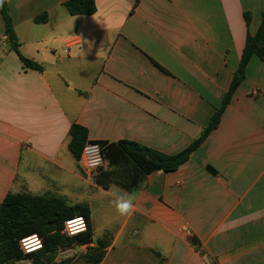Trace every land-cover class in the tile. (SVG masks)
<instances>
[{"label": "crops", "instance_id": "obj_1", "mask_svg": "<svg viewBox=\"0 0 264 264\" xmlns=\"http://www.w3.org/2000/svg\"><path fill=\"white\" fill-rule=\"evenodd\" d=\"M67 1L5 0L14 39L0 7V204L29 192L88 205L100 264H264V59L251 57L218 127L174 172L104 188L108 161L88 177L68 148L75 123L91 142L188 148L222 106L264 0H95L93 15ZM113 186L134 197L130 217Z\"/></svg>", "mask_w": 264, "mask_h": 264}, {"label": "trees", "instance_id": "obj_2", "mask_svg": "<svg viewBox=\"0 0 264 264\" xmlns=\"http://www.w3.org/2000/svg\"><path fill=\"white\" fill-rule=\"evenodd\" d=\"M65 6L72 15H93L96 12L95 0H69ZM7 30L13 37L11 19L6 2L1 8ZM46 16L35 21L43 22ZM247 25L250 15L245 14ZM264 59V20L255 35L247 34L239 67L225 94L222 106L213 114L207 128L188 148L176 155H166L133 141L98 142L103 148L110 170L101 171L95 181L108 188L113 181H122L130 186H139L148 174L162 170L165 173L176 171L188 161L191 154L203 143L207 136L218 127L221 117L233 94L246 77V67L252 56ZM29 67L41 69V66L22 58ZM88 140L87 129L79 124H72L69 131L68 148L73 157L79 160ZM83 216L87 231L76 236L63 233L65 221ZM93 223L88 205L77 203L69 205L66 200L53 195H36L29 192L8 193L0 204V264H16L30 261L31 264H56L61 251L87 246V250L75 256L59 259V264H100L105 256V241H98L95 247H89L93 241ZM37 233L42 239L40 251L25 255L21 251L20 240ZM191 242L201 249L197 238ZM202 253H206L202 250Z\"/></svg>", "mask_w": 264, "mask_h": 264}, {"label": "clouds", "instance_id": "obj_3", "mask_svg": "<svg viewBox=\"0 0 264 264\" xmlns=\"http://www.w3.org/2000/svg\"><path fill=\"white\" fill-rule=\"evenodd\" d=\"M5 0H0V7H3ZM73 55L77 54H85L82 49L77 52L74 51ZM89 146H86L85 151L88 150ZM97 152V157L95 160L91 161L92 167H99L103 163V158L98 155L99 153V145H92ZM110 192L115 199H113L110 203L114 207L116 213L121 217H130L136 210L135 204L133 203L134 197L128 195L127 193L118 194L120 190L115 188V186L110 189ZM65 230L68 232L69 236H76L81 234L82 232L87 231V224L83 216H77L72 218L71 220L65 221ZM21 251L25 255H30L33 252H37L42 250L43 242L40 239L37 233H33L31 236L24 237L20 240ZM56 264H59V257H57Z\"/></svg>", "mask_w": 264, "mask_h": 264}, {"label": "built area", "instance_id": "obj_4", "mask_svg": "<svg viewBox=\"0 0 264 264\" xmlns=\"http://www.w3.org/2000/svg\"><path fill=\"white\" fill-rule=\"evenodd\" d=\"M256 93L258 94L259 92H256ZM92 145H99V153H98V155L103 158V163L99 167H92L91 166V161L95 160L96 157H97V152H96V150L94 148L91 147ZM86 146H89L87 151H85ZM78 161H79L84 173L86 174V176L92 177V175L95 172L100 170L105 165V161L106 160H105L103 148L97 142H88L85 145V147L83 148V150L81 152V155H80V158H79ZM62 232L68 235V232L65 230V227H64Z\"/></svg>", "mask_w": 264, "mask_h": 264}, {"label": "rangeland", "instance_id": "obj_5", "mask_svg": "<svg viewBox=\"0 0 264 264\" xmlns=\"http://www.w3.org/2000/svg\"><path fill=\"white\" fill-rule=\"evenodd\" d=\"M83 171V169H82ZM84 172V171H83ZM85 174V173H84ZM86 175V174H85ZM110 237H105L104 239L107 240L109 239ZM83 247V246H82ZM75 247V248H72V249H69V250H65V251H61L59 254H58V257L59 259H66V258H70V257H73L75 256V258H77V256L79 254H81V252H84L87 250V247ZM18 264V263H16ZM19 264H30L29 262H22V263H19Z\"/></svg>", "mask_w": 264, "mask_h": 264}]
</instances>
